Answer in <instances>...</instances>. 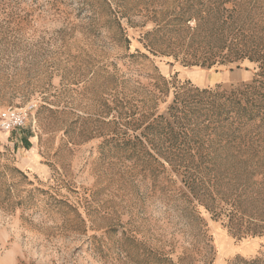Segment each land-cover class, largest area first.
Instances as JSON below:
<instances>
[{
    "label": "rangeland",
    "instance_id": "374dc122",
    "mask_svg": "<svg viewBox=\"0 0 264 264\" xmlns=\"http://www.w3.org/2000/svg\"><path fill=\"white\" fill-rule=\"evenodd\" d=\"M12 108L0 264H264V0H0Z\"/></svg>",
    "mask_w": 264,
    "mask_h": 264
},
{
    "label": "built area",
    "instance_id": "2783aa9c",
    "mask_svg": "<svg viewBox=\"0 0 264 264\" xmlns=\"http://www.w3.org/2000/svg\"><path fill=\"white\" fill-rule=\"evenodd\" d=\"M28 114L23 110L8 109L0 114V129L12 132L25 127Z\"/></svg>",
    "mask_w": 264,
    "mask_h": 264
},
{
    "label": "bare ground",
    "instance_id": "6f19581e",
    "mask_svg": "<svg viewBox=\"0 0 264 264\" xmlns=\"http://www.w3.org/2000/svg\"><path fill=\"white\" fill-rule=\"evenodd\" d=\"M199 73V72H198ZM199 77V76H198Z\"/></svg>",
    "mask_w": 264,
    "mask_h": 264
}]
</instances>
